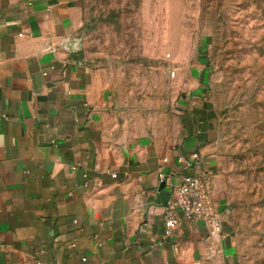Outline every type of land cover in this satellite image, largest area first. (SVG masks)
<instances>
[{
    "label": "crops",
    "instance_id": "crops-1",
    "mask_svg": "<svg viewBox=\"0 0 264 264\" xmlns=\"http://www.w3.org/2000/svg\"><path fill=\"white\" fill-rule=\"evenodd\" d=\"M82 3L0 0V264H240L207 72L183 81L173 127L130 126L77 57ZM185 175L208 181L223 239L184 219L164 237Z\"/></svg>",
    "mask_w": 264,
    "mask_h": 264
},
{
    "label": "rangeland",
    "instance_id": "rangeland-1",
    "mask_svg": "<svg viewBox=\"0 0 264 264\" xmlns=\"http://www.w3.org/2000/svg\"><path fill=\"white\" fill-rule=\"evenodd\" d=\"M82 1L77 57L130 126L173 127L183 81L207 72L238 258L264 264V0Z\"/></svg>",
    "mask_w": 264,
    "mask_h": 264
},
{
    "label": "built area",
    "instance_id": "built-area-1",
    "mask_svg": "<svg viewBox=\"0 0 264 264\" xmlns=\"http://www.w3.org/2000/svg\"><path fill=\"white\" fill-rule=\"evenodd\" d=\"M198 160L197 153L189 154L188 158L177 159L178 163L185 165L186 168H191ZM166 177V174L159 173V182L165 181ZM112 178H116V175L112 174ZM163 208L164 237L170 236L180 219L201 222L212 239L225 237L209 191L208 181L204 177L183 176L177 185L170 186L167 202Z\"/></svg>",
    "mask_w": 264,
    "mask_h": 264
}]
</instances>
